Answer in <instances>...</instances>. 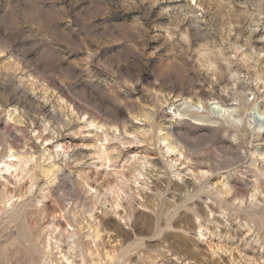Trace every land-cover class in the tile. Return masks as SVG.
I'll list each match as a JSON object with an SVG mask.
<instances>
[{
    "label": "rangeland",
    "instance_id": "1",
    "mask_svg": "<svg viewBox=\"0 0 264 264\" xmlns=\"http://www.w3.org/2000/svg\"><path fill=\"white\" fill-rule=\"evenodd\" d=\"M2 196L0 264H264V0H0Z\"/></svg>",
    "mask_w": 264,
    "mask_h": 264
},
{
    "label": "bare ground",
    "instance_id": "2",
    "mask_svg": "<svg viewBox=\"0 0 264 264\" xmlns=\"http://www.w3.org/2000/svg\"><path fill=\"white\" fill-rule=\"evenodd\" d=\"M189 102V101H188ZM187 103V101H184L181 105H179L176 109H174V112H173V118H184V117H190V118H192V120H193V123L195 124V125H201V124H203L204 122H207V120L206 119H204L202 116H200L198 113H194L192 110H189V111H185V110H183V108L181 107L183 104H186ZM202 104V102L201 101H199L196 105H198V106H200ZM213 104H215V102H212V101H210V103H209V106L210 105H213ZM208 108V107H207ZM218 110H220V111H222L223 113H226V109L225 108H221V107H218ZM235 119V118H234ZM235 121V120H234ZM238 121V120H237ZM99 128H101V126L99 127ZM260 128V127H259ZM258 136V135H257ZM169 135L168 134H166V135H164L163 136V141L164 142H167L168 140H169ZM172 140V139H171ZM167 149H168V152H174V151H178L179 149H178V145H177V143L175 142V141H171V142H169L168 144H167ZM178 149V150H177ZM179 155L180 156H182V153L181 152H179ZM262 155V154H261ZM22 161H23V159H22ZM4 162V161H3ZM19 162L21 163V160H19ZM4 167L7 169V170H10L12 167L15 169V171H16V165L15 164H12V165H10V164H8V163H5L4 164ZM21 171H25L24 169H21ZM44 172V171H43ZM50 171H48V173H49ZM47 173V172H46ZM140 175V174H139ZM120 191H121V187L119 186H117V187H114L112 190H111V194H112V198L114 199V203L117 205H119V201L121 200V195H120ZM252 198L254 197L253 195L251 196ZM2 200L3 199H5V196H2V197H0ZM6 198H7V196H6ZM8 199V198H7ZM23 221V220H22ZM24 225V223L23 224H19V228H20V231L18 232L20 235H21V237L22 238H25L26 239V241L28 240V238H29V231L23 226ZM18 229V228H17ZM179 229H180V227H179ZM69 238H73V235H70L69 236ZM33 241V240H32ZM30 244H31V242H30ZM71 245V244H70ZM75 245V244H74ZM70 250H73V248L72 247H70L69 248V251ZM30 256V255H29ZM25 258H26V255H25ZM31 258H32V255H31ZM35 259V258H34ZM33 261H35V260H32V259H30V264H35V262H33ZM29 262V261H28ZM38 262V261H37ZM39 263V262H38ZM79 264H84V259L82 258L81 259V262H78ZM77 263V264H78ZM57 264V263H56ZM202 264H212L211 262H206V263H202Z\"/></svg>",
    "mask_w": 264,
    "mask_h": 264
}]
</instances>
